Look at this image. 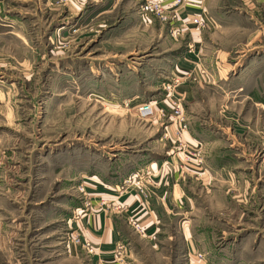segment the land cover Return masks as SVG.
<instances>
[{"label":"rangeland","instance_id":"1","mask_svg":"<svg viewBox=\"0 0 264 264\" xmlns=\"http://www.w3.org/2000/svg\"><path fill=\"white\" fill-rule=\"evenodd\" d=\"M144 1L0 0V264H98L83 219L124 191L151 207L155 159L187 173L192 207L170 215L155 245L136 232L135 217H119L125 241L115 252L125 264H264V82L249 97L253 71H241L264 48V0H213L210 13H192L231 69L197 61L188 102L167 68L193 47L197 31L181 11L197 3L184 0L174 18L167 8L162 20L142 15ZM219 72L231 82H211ZM171 89L185 129L211 133L205 149L183 132L177 140ZM144 102L162 115L140 119ZM185 144L201 152V166ZM205 169L217 179L201 178ZM180 221L198 246L186 249Z\"/></svg>","mask_w":264,"mask_h":264},{"label":"crops","instance_id":"2","mask_svg":"<svg viewBox=\"0 0 264 264\" xmlns=\"http://www.w3.org/2000/svg\"><path fill=\"white\" fill-rule=\"evenodd\" d=\"M194 1L197 3V5L184 7L181 11L182 16L187 15L186 17H191L193 15H198L192 13L201 12L202 10H208L209 13L211 12V2L213 0ZM212 21L214 20L212 19ZM219 27L225 28V24H219ZM196 31L197 30H195V32ZM210 31H212V29ZM217 31L219 30H215L213 32L216 33ZM206 32L207 31L198 33L197 31V33L195 34L196 36L192 35V37L194 36V44L192 49H190L189 51L186 50L183 54L177 56L173 60H168L171 65L167 68V70L170 71V74L174 73V75L181 80L179 84L175 86V92L186 102L193 101L197 92V86H193V84L185 81L189 76V71L187 70H191V72L199 78L200 75L199 73H197V65L199 64L196 63L197 61L200 62L199 60H201V64L205 67H203L204 69H209L212 67V69L216 68L217 70H226L225 66L228 64V60H226L227 56L214 54L213 51H210V49H208L209 42L207 41V38L209 39L211 37H206ZM245 51L252 50L247 49ZM227 66L229 69H231V64H228ZM245 70L253 71L251 75L252 83H250L251 90L249 89V97H251L255 89H257H253V87H255L258 82L259 84H262L264 82L262 80V77L264 75H262V73L260 72L264 70V48L261 47L256 54L250 56V58L247 60V63L241 68V71ZM204 74L207 75L206 73ZM218 81L221 85H224L225 82H231V80L226 81V78L224 80L222 73H220L218 77L217 75H215L213 81L211 82L216 84ZM239 86L242 87L241 84H239ZM242 90L244 91L243 88L241 89V91ZM262 99L264 100V97ZM128 100L132 99L128 98ZM258 105L260 106L261 111H264V104H262V102H259ZM202 130L203 128L197 130L187 129L186 131H183V134L185 133L190 141L201 144V147H204L205 149L207 146L206 143L211 142L208 138L211 133L208 134L206 133L207 131L203 132ZM233 144L239 145L238 142H233ZM187 149H190L194 152L195 148L188 145ZM167 164V160L164 159H155L150 164L153 175L151 177V186L147 195L150 198L149 201L151 203V207L150 205H144L142 199L143 195L139 192L136 191L133 194H129L130 191H124L118 193L113 202H109V204L111 203L112 206L106 205V207L101 208L99 212L91 211L87 213L82 221V233L86 239L90 240L97 246V255L99 253L98 264H125V261L121 259V256H117L115 252L118 249V245L122 244V241H125L124 231H122L121 229L118 219L119 217L123 218L125 217V215L135 217L137 219V227L135 229L136 232L140 237L145 238V240L148 241L151 245H155L160 241V238L164 239L166 237L163 232L168 227L165 221L169 220L170 215L184 214L186 213V210H188V208L192 207V201L190 200L188 195H186L187 189L185 184L187 173L184 174L183 171H180V173L178 171L173 173L172 168ZM199 174V176H201V178H205V181L207 182L217 179V176L210 173L208 174L206 169L204 172ZM231 180H234V184L237 187L244 186V183L246 182V180L241 178L239 175L234 174L231 176ZM105 187L107 189L114 190L113 185H106ZM102 190L103 191L101 192V196H103L102 193H104L105 189ZM242 191L244 192L245 197V189H241L239 196H241ZM142 192L144 191L142 190L141 193ZM178 223L186 249H188L189 245L198 246L197 242H195V238L193 237V233L188 232L189 229L185 225L186 221H180ZM114 254L116 255L114 256Z\"/></svg>","mask_w":264,"mask_h":264},{"label":"built area","instance_id":"3","mask_svg":"<svg viewBox=\"0 0 264 264\" xmlns=\"http://www.w3.org/2000/svg\"><path fill=\"white\" fill-rule=\"evenodd\" d=\"M183 1L184 0H145L141 5V13L142 15H148V14L157 15L162 20H166L168 18V15L165 12L167 8H170L171 9L170 13L173 14L172 17L174 18L177 16V11L182 5ZM187 23H190L192 26H194L195 30L202 29L206 25L205 19L201 15H195V16L189 17L187 20ZM167 96H168V99L170 100L173 113L177 117H179V126L181 128L177 132V140L180 141L182 137V132L187 130L185 129L186 124L183 123L184 120L180 117L181 104H180V101L177 99V97L174 95L173 89L167 91ZM162 113H163V110L158 109V107L153 106L152 102H144L138 108V116L140 119H149L156 115H162ZM184 147H185L184 152L188 154L187 159L188 158L192 159L193 164L197 166H201V164H203V156L201 152L200 151L198 152L188 151L187 149L188 144H185ZM89 252H92L91 248Z\"/></svg>","mask_w":264,"mask_h":264}]
</instances>
